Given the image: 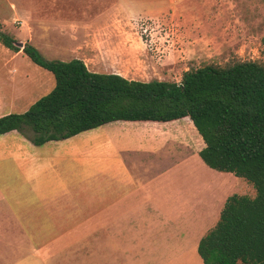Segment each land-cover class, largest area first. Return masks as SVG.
Masks as SVG:
<instances>
[{
  "label": "crops",
  "instance_id": "1",
  "mask_svg": "<svg viewBox=\"0 0 264 264\" xmlns=\"http://www.w3.org/2000/svg\"><path fill=\"white\" fill-rule=\"evenodd\" d=\"M154 1L158 0H9L6 20L21 23L11 24L8 32L22 46L33 44L48 59L78 58L92 72L122 74L114 62L128 52L126 38L98 33L104 21L80 22V17L62 16L61 10L135 9ZM0 46V116L23 113L53 89L54 75L22 50ZM112 51L121 53L115 56ZM105 125L109 126L103 134H90ZM100 127L41 145L54 144L55 153L63 151V156L51 160L18 131L0 135V170L9 168L2 165L7 163L16 179L4 181L15 186L10 193L3 192L0 181V264H114V251L136 248L128 236L127 241L123 237L131 227H138L141 221L135 219L141 215L156 217L158 235H205L216 225L226 200L236 190L214 198L215 183L201 169L216 175L214 179L228 175L238 184L240 178L202 160L199 151L205 142L190 117L118 120ZM84 133L88 134L82 138L83 145H78L76 140ZM59 162H72L84 174L66 182L56 168ZM45 175L49 180H43ZM50 186L60 187L56 196H49ZM101 202L103 212L94 210ZM88 211L94 213L84 231L67 229L68 222ZM69 233L89 237L70 241ZM155 238H150L151 245ZM135 256L124 258L136 264ZM167 262L173 264V260Z\"/></svg>",
  "mask_w": 264,
  "mask_h": 264
},
{
  "label": "trees",
  "instance_id": "2",
  "mask_svg": "<svg viewBox=\"0 0 264 264\" xmlns=\"http://www.w3.org/2000/svg\"><path fill=\"white\" fill-rule=\"evenodd\" d=\"M0 42L50 71L53 89L23 113L0 116V135L18 131L34 145L104 124L190 117L211 168L245 178L255 196L228 197L216 225L200 240L203 264H264V65L235 61L187 70L179 82L97 73L82 59H48L0 27Z\"/></svg>",
  "mask_w": 264,
  "mask_h": 264
},
{
  "label": "rangeland",
  "instance_id": "3",
  "mask_svg": "<svg viewBox=\"0 0 264 264\" xmlns=\"http://www.w3.org/2000/svg\"><path fill=\"white\" fill-rule=\"evenodd\" d=\"M167 1L158 0L135 9L122 8L94 12L91 9H81L82 11L61 10V12L64 17H80L77 19L80 22L104 21L98 33L123 35L128 44V52L114 63L118 70H121V75L128 79L179 82L185 71L207 64L226 66L239 60H252L264 65V0H174L169 3ZM9 12V0H0V26L5 27L3 30L7 32L11 24L19 25L16 21L6 20ZM120 53V51H112V55L115 56ZM2 92L0 90V97ZM48 92L45 91L43 94ZM108 126L100 127L90 134L98 132L103 134ZM85 134L88 133L77 138L78 145H83L82 138ZM100 136L101 140H105L106 134ZM39 147L45 153L43 156L49 160L54 156L56 158V155L63 156V151L55 153L54 144ZM2 165L9 168L0 170L1 189L5 193H10L15 186L5 185L4 181L16 179L11 173L12 167L7 163ZM56 168L63 173L66 182H71L72 179L75 182L84 174L72 162H59ZM200 172L215 183L217 196L214 198H220L226 192L234 190H236L234 193L238 194L252 197L256 195L254 185L245 178L239 177V183L236 184L228 175L214 179L216 175L213 173H206L202 169ZM43 180H49L47 175ZM59 188L50 186L49 196H56ZM213 194L214 192L212 197ZM104 208V203L101 202L96 204L94 210L103 212ZM81 213L84 217L68 222L67 229L81 228L80 230L84 231V228L90 225L92 221L90 215L94 212ZM136 218H141L135 219L141 221L138 227H131L123 237V241H127L128 236L129 241L136 243V248L131 251H114V264L116 262L128 264L129 258L124 257H129L132 253L136 255L135 259L138 262L136 264H166L168 260H173V264H203L197 246L204 233L158 235L156 217L141 215ZM103 220L104 217H101L102 223ZM68 235L70 241L78 236L89 237L88 234L69 233ZM154 236L156 238L151 245L150 238Z\"/></svg>",
  "mask_w": 264,
  "mask_h": 264
},
{
  "label": "built area",
  "instance_id": "4",
  "mask_svg": "<svg viewBox=\"0 0 264 264\" xmlns=\"http://www.w3.org/2000/svg\"><path fill=\"white\" fill-rule=\"evenodd\" d=\"M18 23H21V21H17Z\"/></svg>",
  "mask_w": 264,
  "mask_h": 264
}]
</instances>
